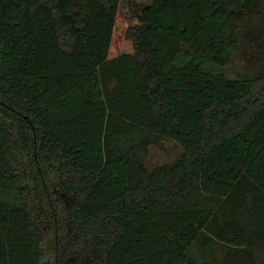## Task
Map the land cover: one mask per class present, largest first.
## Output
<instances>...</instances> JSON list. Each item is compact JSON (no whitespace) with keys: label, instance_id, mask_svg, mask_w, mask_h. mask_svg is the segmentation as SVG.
I'll return each mask as SVG.
<instances>
[{"label":"trees","instance_id":"16d2710c","mask_svg":"<svg viewBox=\"0 0 264 264\" xmlns=\"http://www.w3.org/2000/svg\"><path fill=\"white\" fill-rule=\"evenodd\" d=\"M257 3L0 0V264H259L264 66L226 72Z\"/></svg>","mask_w":264,"mask_h":264},{"label":"rangeland","instance_id":"374dc122","mask_svg":"<svg viewBox=\"0 0 264 264\" xmlns=\"http://www.w3.org/2000/svg\"><path fill=\"white\" fill-rule=\"evenodd\" d=\"M256 11L250 15H244L236 21L231 30L229 49L226 60L227 76L239 77L254 69L264 66V1L258 0ZM122 12L121 18H128L127 11ZM180 152V147L169 138H161L156 143L149 145L144 154V163L147 166L170 161ZM18 162L26 161L23 150H16ZM24 165V164H23ZM28 182L30 179L27 180ZM67 203L75 200L72 193L63 195ZM251 250L259 264H264V238L258 235L252 241ZM226 247L222 243L208 240L203 244L194 242L189 250L188 257L196 264L221 263ZM91 251L88 249L82 258L73 259L72 264H92Z\"/></svg>","mask_w":264,"mask_h":264}]
</instances>
